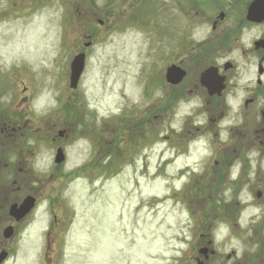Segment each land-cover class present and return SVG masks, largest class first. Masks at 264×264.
Here are the masks:
<instances>
[{
    "label": "rangeland",
    "instance_id": "rangeland-1",
    "mask_svg": "<svg viewBox=\"0 0 264 264\" xmlns=\"http://www.w3.org/2000/svg\"><path fill=\"white\" fill-rule=\"evenodd\" d=\"M168 4L0 0V157L29 160L59 201L47 255L43 198L35 223L5 245L2 264H192L209 239L224 254L235 250L239 263L260 262L264 139L229 138L254 133L262 118L234 108L211 124L201 95L170 91L167 18L176 3ZM79 50L85 67L70 89ZM118 134L124 153H106ZM238 145L244 160L231 154L220 170L214 152ZM58 146L65 159L56 164Z\"/></svg>",
    "mask_w": 264,
    "mask_h": 264
},
{
    "label": "flooded vegetation",
    "instance_id": "flooded-vegetation-1",
    "mask_svg": "<svg viewBox=\"0 0 264 264\" xmlns=\"http://www.w3.org/2000/svg\"><path fill=\"white\" fill-rule=\"evenodd\" d=\"M175 3L176 7H170L168 10L167 24L172 30V37L169 39L171 46L168 48L175 49L170 50L167 67L178 66L184 75L178 83L166 81L170 91H175V94L188 92L201 95L202 112L206 114L207 122L211 124L224 117L229 109L233 111L243 109L244 116L253 119L259 113L262 124L254 125V133L231 134L229 139L233 145L237 138L247 136V141L253 145L261 144L264 139V0H175ZM252 3L254 6L250 7ZM170 4H173V0H169L168 5ZM81 52L86 56L85 50L76 53ZM174 54L177 55L176 60L172 57ZM209 68L212 71L211 84L216 90L219 85L223 86L219 92L215 91L213 94L201 80L202 72ZM214 111H219L218 116H215ZM235 130L238 131L239 128ZM113 139L117 146L111 147L106 144L105 152L111 154L116 147L117 154L121 155L124 153L123 135L113 136ZM214 153L218 156L214 157L215 164L219 162L221 164L220 170L224 169V162L231 154V160L237 157L244 160L245 155L241 145L233 146L231 152L224 150ZM5 158L0 157V237L3 238L0 245H7V242L35 223V213L41 206L43 198H46L44 207L49 224L44 232L47 247L44 254L47 255L49 238L55 233L53 228L58 223L57 213L53 209L55 206L59 208L58 196L49 193L48 190L45 191L44 183L38 184L40 180L31 171L29 160L24 158L12 165L11 161ZM118 158L113 156L108 162L110 168H117L115 166ZM242 165L240 169H244L245 164ZM238 175L231 176V183L235 182ZM262 184L264 187L263 182ZM263 194L264 188L257 191L258 197ZM27 197L33 199V206L27 213L18 218L10 213L13 204L19 206ZM7 228L10 229V236L5 238ZM211 243L212 240L209 239L206 245L200 246L199 255L194 254L191 258L192 264H226L230 261V264H249L237 262L235 250L231 249L224 254L209 247L208 244ZM1 250L8 252L7 259L10 247L5 246ZM253 264H264V250L260 262Z\"/></svg>",
    "mask_w": 264,
    "mask_h": 264
},
{
    "label": "water",
    "instance_id": "water-1",
    "mask_svg": "<svg viewBox=\"0 0 264 264\" xmlns=\"http://www.w3.org/2000/svg\"><path fill=\"white\" fill-rule=\"evenodd\" d=\"M253 6H254V3H252L250 5V7H253ZM88 44H89V42L85 43L86 46ZM84 65H85V54L83 52L76 54L72 58V60L70 62V74H69V87L70 88H76L77 87L79 78H80L82 71L84 69ZM211 74H212V71L210 70V68L203 71L201 74V80L210 89L211 94H213V93H215V91L219 92L223 86L219 85L218 90H216L215 86L213 84H211V79H212ZM183 75H184V72L178 66L172 65L166 69L165 78L170 83H178L181 80V78L183 77ZM59 134L62 135L63 131H59ZM63 160H64L63 150H62V148H57L54 161L56 163H60ZM32 206H33L32 197H27L23 200V202L19 206L16 204H13L10 207V213L16 215V217L18 218V217L24 215L25 213H27L32 208ZM9 236H10V229L7 228L5 233H4V237L8 238ZM6 255H7L6 251L0 252V263L4 260Z\"/></svg>",
    "mask_w": 264,
    "mask_h": 264
},
{
    "label": "clouds",
    "instance_id": "clouds-1",
    "mask_svg": "<svg viewBox=\"0 0 264 264\" xmlns=\"http://www.w3.org/2000/svg\"><path fill=\"white\" fill-rule=\"evenodd\" d=\"M35 106L37 107V110H39V102ZM257 211H259V210L257 209Z\"/></svg>",
    "mask_w": 264,
    "mask_h": 264
}]
</instances>
